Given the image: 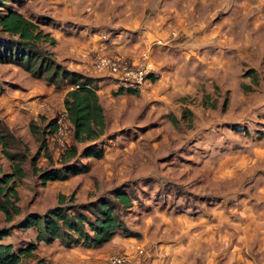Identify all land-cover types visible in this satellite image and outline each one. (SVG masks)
I'll return each mask as SVG.
<instances>
[{"label": "rangeland", "instance_id": "obj_1", "mask_svg": "<svg viewBox=\"0 0 264 264\" xmlns=\"http://www.w3.org/2000/svg\"><path fill=\"white\" fill-rule=\"evenodd\" d=\"M125 5L99 0H0V13L16 10L54 37L53 45H40L52 52L62 68L93 78L104 116L103 133L95 141L102 146V155L78 157L77 161L88 162L87 171L41 185L27 160L46 120L66 122L62 97L69 84L60 77L54 82L33 77L17 65L0 62V133L10 152L27 148L24 175L15 187L20 213L11 223L29 212L43 213L57 205V195L63 194L65 205L110 200L134 234L129 238L115 233L110 240L114 244L95 249L104 253L97 260H90L91 251L80 246L66 247L57 240L39 242L34 254L47 263L106 264L108 255L129 249L135 241L144 244L145 256L164 262L172 255L175 241L167 228L173 216L215 210L234 220L240 206L250 205L252 199L264 201L262 57L253 61L255 83L249 77L243 81L249 61L212 67L194 54L193 60L178 55L181 61L177 65L163 63L161 78L153 74L150 83L122 84L92 65L97 55L130 56L127 51L138 32L128 26ZM6 36L0 31V38ZM157 54H150L154 72L155 61L162 59ZM30 122L37 134L29 131ZM66 134L63 138L45 136L51 162L40 152L36 166H59L56 159L70 144L81 149L84 144L75 143L71 131ZM0 168L9 170L1 150ZM116 191L127 195L128 206L112 201ZM9 224L0 212V228ZM34 234L32 228H11L1 240L16 249L34 240Z\"/></svg>", "mask_w": 264, "mask_h": 264}, {"label": "crops", "instance_id": "obj_2", "mask_svg": "<svg viewBox=\"0 0 264 264\" xmlns=\"http://www.w3.org/2000/svg\"><path fill=\"white\" fill-rule=\"evenodd\" d=\"M99 1L126 4L123 11L128 26L138 32L136 41L131 42L133 47L128 48L129 57L144 48L149 51L150 62L152 51L162 57L155 61V72L148 75L146 82L154 81L153 74L161 78L159 69L163 63L180 64L178 55L193 60L194 54H199V59H205L212 67L249 61V68L254 70L253 61L261 57L264 61V0ZM173 31L176 34L169 36ZM242 76L243 81L250 79L249 75ZM236 211L234 220L215 210L209 214L173 216L167 225L175 240L170 248L172 255L159 262L147 254L143 264H264V201L252 199L250 205ZM110 240L96 247H80L91 251L90 260H97L104 253L95 249H102Z\"/></svg>", "mask_w": 264, "mask_h": 264}, {"label": "trees", "instance_id": "obj_3", "mask_svg": "<svg viewBox=\"0 0 264 264\" xmlns=\"http://www.w3.org/2000/svg\"><path fill=\"white\" fill-rule=\"evenodd\" d=\"M0 31L7 35L0 38V62L12 63L33 77L43 76L50 82L57 81L59 77L67 80L69 88L62 97L65 119L70 125L72 140L84 144L80 150L74 144L64 148L56 159L59 166L46 168L36 166L40 152L47 162H51L45 136L53 133L56 124L53 118L48 119L42 126V136L37 138L34 153L27 160L30 171L37 176L41 185L46 181L63 180L69 175L87 171L88 162L77 161V158H99L103 152L99 142H95L103 133L104 116L93 78L62 68L54 60L52 52L40 45V43L53 45L54 37L20 12L10 9L0 13ZM243 73L249 75L253 83L257 81L254 69L247 68ZM39 119L45 120L42 117ZM28 129L31 133L37 134L32 122L28 124ZM0 147L9 165L8 171H2L0 168V212L3 221L10 223L0 228V264H51L34 254L36 244L39 242L49 243L57 240L66 247L90 248L102 245L117 232L126 236L134 235L115 213L114 204L105 198H98L87 206L74 203L65 205L62 204L64 195L58 194L57 205L41 214L29 212L16 223H11L13 217L20 213L15 187L24 175L22 164L26 160L27 148L24 147L25 152H10L6 138L1 133ZM68 198L73 201L71 195ZM112 201L123 207L128 206L130 202L122 191H116ZM11 228L34 229V240H29L14 249L9 242L1 240L10 234ZM29 258L35 262H29Z\"/></svg>", "mask_w": 264, "mask_h": 264}, {"label": "built area", "instance_id": "obj_4", "mask_svg": "<svg viewBox=\"0 0 264 264\" xmlns=\"http://www.w3.org/2000/svg\"><path fill=\"white\" fill-rule=\"evenodd\" d=\"M157 42L159 41L157 40ZM92 67L96 71H103L113 75L122 84H127L128 86L144 84L148 79V75L153 71L149 60V51L146 48L137 50L131 57L117 53L97 55ZM55 124L52 134L56 138H63L67 135L66 133L71 131L67 120L63 123L55 120ZM131 248L130 252L121 251L120 253L109 255L106 259V264H143V257H145L143 244L135 241Z\"/></svg>", "mask_w": 264, "mask_h": 264}]
</instances>
